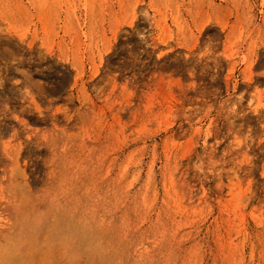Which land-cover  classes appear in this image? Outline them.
Masks as SVG:
<instances>
[{"label": "rangeland", "instance_id": "374dc122", "mask_svg": "<svg viewBox=\"0 0 264 264\" xmlns=\"http://www.w3.org/2000/svg\"><path fill=\"white\" fill-rule=\"evenodd\" d=\"M0 264H264V0H0Z\"/></svg>", "mask_w": 264, "mask_h": 264}]
</instances>
